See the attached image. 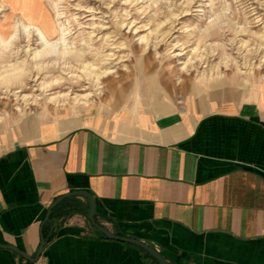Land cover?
I'll return each instance as SVG.
<instances>
[{"label": "crops", "instance_id": "crops-1", "mask_svg": "<svg viewBox=\"0 0 264 264\" xmlns=\"http://www.w3.org/2000/svg\"><path fill=\"white\" fill-rule=\"evenodd\" d=\"M58 129L29 120L20 138L0 137V244L34 257L46 240L34 262L0 248V264H158L84 214L42 224L72 190L94 197L112 233L168 264H264L263 96L200 114L86 115Z\"/></svg>", "mask_w": 264, "mask_h": 264}, {"label": "rangeland", "instance_id": "rangeland-1", "mask_svg": "<svg viewBox=\"0 0 264 264\" xmlns=\"http://www.w3.org/2000/svg\"><path fill=\"white\" fill-rule=\"evenodd\" d=\"M262 96L264 0H0V137Z\"/></svg>", "mask_w": 264, "mask_h": 264}, {"label": "water", "instance_id": "water-1", "mask_svg": "<svg viewBox=\"0 0 264 264\" xmlns=\"http://www.w3.org/2000/svg\"><path fill=\"white\" fill-rule=\"evenodd\" d=\"M71 196H80V197H84L85 199H87L88 204H89L88 211H87V219L91 223V225L93 227H95L102 235H104L107 238L119 239V240L124 241V242H129V243L135 244V245L141 247L142 249H144L145 251H147L149 254H151L159 264H168L166 262V260L164 259L163 253L161 251L154 249L150 245H148V244H146V243H144L138 239H135L132 237H125V236L116 235V234L112 233L109 229H107V227H105L103 224L99 223L95 219V210H96L95 199L89 192H87L85 190H72V191H68L66 193H63V194L55 197V199L47 207V210H46L42 224H44L47 221H50V218H49L50 213H51L52 208L55 205H57L63 199H65L67 197H71ZM45 244H46V240L43 238V235H41L40 244H39L38 250H37L34 257H30L24 251L20 250L19 248L15 247L13 245L0 244V248L10 249L12 251H15L19 255L24 257L25 259L34 262L38 259V257L41 254Z\"/></svg>", "mask_w": 264, "mask_h": 264}, {"label": "trees", "instance_id": "trees-1", "mask_svg": "<svg viewBox=\"0 0 264 264\" xmlns=\"http://www.w3.org/2000/svg\"><path fill=\"white\" fill-rule=\"evenodd\" d=\"M87 209L88 207L84 208L83 202L76 196L67 197L52 208L49 217L50 221L47 222L50 223L56 219H64L75 213L86 214ZM95 219L97 220L96 217Z\"/></svg>", "mask_w": 264, "mask_h": 264}, {"label": "bare ground", "instance_id": "bare-ground-1", "mask_svg": "<svg viewBox=\"0 0 264 264\" xmlns=\"http://www.w3.org/2000/svg\"><path fill=\"white\" fill-rule=\"evenodd\" d=\"M44 38V37H43ZM52 50H53V48H51V47H47V48H45L44 49V51H43V53L41 54V53H39L38 54V56H42V55H49L51 52H52ZM38 53V52H37ZM63 53H66V50H64V52ZM17 76V75H16ZM3 79V78H2ZM79 103V105H87V104H85V103H80V102H78Z\"/></svg>", "mask_w": 264, "mask_h": 264}]
</instances>
